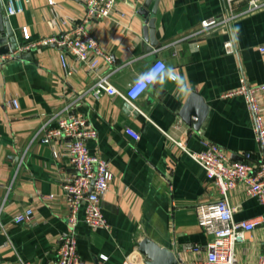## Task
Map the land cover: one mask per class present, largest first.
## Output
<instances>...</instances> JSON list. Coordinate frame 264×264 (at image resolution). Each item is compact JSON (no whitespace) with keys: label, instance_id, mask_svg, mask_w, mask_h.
I'll return each instance as SVG.
<instances>
[{"label":"crops","instance_id":"obj_1","mask_svg":"<svg viewBox=\"0 0 264 264\" xmlns=\"http://www.w3.org/2000/svg\"><path fill=\"white\" fill-rule=\"evenodd\" d=\"M8 1L0 0V23L18 47L9 52L15 56L0 62V262L20 264L22 258L55 264L59 238L69 231L70 210L62 189L71 173L62 153L65 139L44 144L42 133L37 135L61 111L92 123L98 137L88 146L110 163L114 174L101 204L110 231L91 229L80 213L76 236L83 264H127L133 255L138 264H147L150 244L175 257L186 244L204 246L208 237L199 225L197 207L220 195L202 167L171 139L194 151L214 143L231 158H259L244 97L223 95L243 83H264V5L250 10L252 0H239L233 9L224 0H150L145 10L148 0H119L114 20L90 21L88 29L112 61L101 59L99 71L115 70L110 81L117 89L125 92L156 61L166 65L128 111L118 95L94 96L95 76L67 49L39 44L82 23L86 7L81 0H13L17 12L10 15ZM231 15L236 18L230 23L202 31L203 20ZM153 17L158 44L149 50L145 26ZM228 42L233 52H227ZM194 93L208 106L198 127L195 117L186 121L182 116ZM12 99L18 100V109L9 105ZM259 100L264 112V94ZM230 198L239 209L238 219L264 214V206L243 187ZM28 207L34 210L33 221L17 225L14 216ZM263 241L264 228L259 227L237 245L240 259L257 261ZM193 257L185 254L187 260Z\"/></svg>","mask_w":264,"mask_h":264},{"label":"built area","instance_id":"obj_2","mask_svg":"<svg viewBox=\"0 0 264 264\" xmlns=\"http://www.w3.org/2000/svg\"><path fill=\"white\" fill-rule=\"evenodd\" d=\"M48 1L50 4L53 3V0ZM224 1L228 7L233 9V5L239 0ZM81 2L86 7L85 22L68 29L61 36L53 35L42 39L39 44H55L59 48L67 49L76 60L82 63L95 76L92 87L96 89L95 97H100V93L118 95L126 103L135 107L134 102L162 75L166 70V65L162 61L152 63L143 73H148L155 79L146 81L143 87H137L134 82L125 92L117 89L110 81V76L115 70L106 73L99 71L101 59H105L108 63L112 61L88 29L87 23L92 20L113 19L119 0H81ZM250 3V10L260 9L264 5L256 0ZM16 12L13 0H9V15ZM235 18L236 15L223 20L205 19L201 23L202 31H211L230 23ZM27 48L30 47L23 49ZM225 48L227 52H233L232 42L225 44ZM261 50L264 51V47ZM14 54L17 53L2 54L0 52V62L15 56ZM61 57L64 68L67 69L66 57L64 54ZM68 74L71 75L73 72L69 71ZM170 76L172 79L176 78L173 74ZM262 94H264V83L252 86L243 83L237 90L223 95L224 98L244 97L251 113L253 129L260 148V156L256 160L251 159V154H246L245 160H233L229 153L214 143H204V149L194 151L188 147L186 142L170 138L184 154L202 167L207 179L215 184L220 195L215 202L201 204L197 207L199 225L208 237L206 244L204 246L193 243L184 245L176 256L177 264H264V241L262 253L255 262L242 261L237 252L239 243L248 241L257 228H264V214L253 219H238L236 214L239 209L231 203L230 198L234 191L243 187L249 198L256 199L264 206V112L259 100ZM9 105L15 109L19 108L17 99H12ZM129 132L134 135L135 139H140L139 134L131 130ZM40 134L44 144H49L55 139H65L62 153L67 156L71 166V173L62 182V189L67 197L70 210L69 231L59 238L55 264H83L76 236L80 213L83 211V220L91 229L110 231L111 226L103 213L101 204L103 197L110 189L114 174L110 163L90 150L88 142L98 137V131L82 115L65 114L61 111L43 123L37 135ZM54 156L60 158L62 155L56 151ZM33 219L34 210L28 207L18 212L13 221L21 225L30 223ZM186 253H193L194 257L187 260ZM19 261L20 264H33L22 258ZM138 262L139 259L135 255L127 260V264H138Z\"/></svg>","mask_w":264,"mask_h":264},{"label":"water","instance_id":"obj_3","mask_svg":"<svg viewBox=\"0 0 264 264\" xmlns=\"http://www.w3.org/2000/svg\"><path fill=\"white\" fill-rule=\"evenodd\" d=\"M148 0L143 8L146 10L148 8ZM157 1V0H156ZM156 8L152 11L155 12ZM147 12V11H146ZM154 14V13H153ZM1 15V14H0ZM155 17L149 19L147 21V25L145 26V34L148 35L149 39V50H152L158 42L155 41ZM0 21L2 19L0 18ZM10 30V28H8ZM4 35V36H3ZM10 37V39H9ZM12 37L10 36V31L8 32V36L5 34L4 24L0 23V52L2 54H8L11 50H15L17 46H15ZM126 110H132V105L129 103L125 104ZM208 114V106L206 105L204 99L197 93L191 95L188 103L184 107L182 111V116L186 121H191L192 117L197 119L196 126L198 127L206 118ZM235 154L232 155L233 160H238ZM242 160V158H241ZM146 252L149 254L150 261L147 264H177V258L173 253L168 251L167 249H162L158 247L156 244H150L147 247Z\"/></svg>","mask_w":264,"mask_h":264},{"label":"clouds","instance_id":"obj_4","mask_svg":"<svg viewBox=\"0 0 264 264\" xmlns=\"http://www.w3.org/2000/svg\"><path fill=\"white\" fill-rule=\"evenodd\" d=\"M155 77L151 76L148 73H142L140 76H138L136 80L137 87H143L146 81L153 80Z\"/></svg>","mask_w":264,"mask_h":264},{"label":"bare ground","instance_id":"obj_5","mask_svg":"<svg viewBox=\"0 0 264 264\" xmlns=\"http://www.w3.org/2000/svg\"><path fill=\"white\" fill-rule=\"evenodd\" d=\"M82 22H85V18L83 19V21ZM88 24V23H87Z\"/></svg>","mask_w":264,"mask_h":264}]
</instances>
